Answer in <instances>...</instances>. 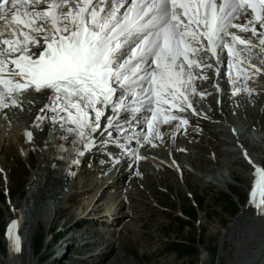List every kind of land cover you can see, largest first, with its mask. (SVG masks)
I'll return each instance as SVG.
<instances>
[{
  "label": "snow or ice",
  "instance_id": "1",
  "mask_svg": "<svg viewBox=\"0 0 264 264\" xmlns=\"http://www.w3.org/2000/svg\"><path fill=\"white\" fill-rule=\"evenodd\" d=\"M42 5L47 7L41 10ZM122 8L126 10L121 14ZM247 15L252 16L248 24L234 23ZM257 23L264 28V0H0V108H7L9 100L15 106L14 94L30 88L53 90L67 119L88 128L87 110L111 100L112 81L127 88L134 103L145 92L159 95V90H172L176 84L186 91L192 79L191 72L187 81L183 79L187 69L211 67L196 58L201 49L215 56L224 47L231 56L237 43L248 51L254 47L230 29L258 35L264 51V32H257ZM228 36L231 45L225 41ZM133 37L139 42L119 63L117 54ZM145 81L147 89L142 87ZM180 95L187 102V96ZM124 106V101L118 105ZM100 115L96 110L97 118ZM26 135L31 139L30 132ZM254 172L252 196L255 201L259 193V205L264 206V169L257 167ZM16 228L17 221L11 222L8 235L13 250L19 252Z\"/></svg>",
  "mask_w": 264,
  "mask_h": 264
},
{
  "label": "bare ground",
  "instance_id": "2",
  "mask_svg": "<svg viewBox=\"0 0 264 264\" xmlns=\"http://www.w3.org/2000/svg\"><path fill=\"white\" fill-rule=\"evenodd\" d=\"M46 7L47 5H42L41 10H43ZM65 11H67V9H65ZM238 24L244 25V22L240 21L238 22ZM203 53L205 52L201 50L197 54L196 58L200 59ZM224 63L225 61L223 58L222 65ZM212 72L213 70L211 71V73ZM209 77L212 78V75L210 74ZM211 82H212L211 80H208V82H206L208 83L207 89H209L210 91H212L211 88L209 87L211 85L210 84ZM202 83L203 82L197 83L201 91H202L201 89ZM226 90L227 88H224L220 94L221 103L219 106H217L216 104V98H217L216 94H209L207 92L202 91V95L204 96V99L202 98L198 102H201V103L205 102L208 105L206 107L208 108V110L207 111L205 110L206 113L204 114L208 116V119L205 118V119L200 120L196 118H189L190 126L185 127V125L176 124V120L180 116L178 114H174L172 116L177 117V119L175 120L172 119L169 122L171 124V127L170 125H166V127H170L171 134H169V129L166 130L164 128H161L153 124L154 129L157 128V131L159 132V140L158 141L152 140V142L149 143L148 145L141 142L142 140H147L148 138V130L144 128V123L147 118V114L150 111H157L160 115H164V116H167L172 113L168 108L161 105L162 101L170 100V97L160 92H159V95H153V100L151 102L146 100L143 96L140 95L139 102L134 103L133 98L131 97L127 105H125L123 108H119L120 117L122 118L111 122L109 129L115 130L114 134L112 135V136H115L114 140H118V141L122 140V141H125L127 144H130L129 149H131L132 151L139 150V152L141 153L147 151L145 155L139 154L137 152V154L139 156H142L143 158H149L147 156L148 154L150 155L165 154L166 156L167 153L169 152V155L175 157L176 159L179 158V160L182 162L184 158L179 156L178 153L180 152V148L181 150H186L185 149L186 147L189 149V150L187 149L188 155L186 156H187L188 162L191 164V167L197 170H201L200 168L202 167V163H205L211 160L209 158L203 157L202 151H204V152H208L213 155L214 163H217L219 161L220 166L222 168L223 167L227 168V173L229 177L234 178V179L235 177H240L243 179L246 176L245 173L244 172L242 173L239 171L237 172V170L235 171L234 169H232L231 164H230L229 159L231 158L238 159L239 157L236 153L227 151V147L228 146L232 147V144H233L231 141L228 140L229 130L231 129L230 127H232L238 133V136L241 134L240 132L241 130L248 131L247 129H249L251 126H254L255 129H258L256 131L264 130V106L262 107L260 106L261 109L259 110L255 107L254 101H253V100L259 101L258 98L257 99H252L249 97L245 98L246 107H244L242 111H244L246 118L249 120V122H248V125H245V124L240 125L239 122H235L230 116H229L230 118L226 116L227 113L231 112L232 106L235 105V102L233 101H235V98H236V97L229 98L230 102H228L225 99V97H227V95H229L230 97H233V95H231L229 92L226 95ZM37 94H39L40 96L44 95V99H45L47 92L43 93L40 91ZM24 103H27V105L23 104L22 102H18L17 109L19 110V106L21 105L22 110H20L21 112H17V115L14 114V117L18 116L22 120L26 122H30L29 121L30 117L28 115V112H30L31 109L29 106L41 107L42 102L36 100L35 97L32 96L28 99V102L24 101ZM119 103L120 101H117L115 105L116 108H118ZM136 106L138 107L139 111L133 110V109H136L134 108ZM176 108L179 109L178 107ZM201 108L204 110L205 107H201ZM233 109H235V106H233ZM5 111L7 110L0 109V112H5ZM131 111H133V114L125 118L124 116ZM51 115H52L51 121L50 120L48 121L47 126L43 124L42 122V124L36 128L38 131L43 132V134H40L42 138L44 135L43 146H40L39 150L36 149L34 151L37 156V162H36V168H35L36 170H35V173L29 179V185L27 187L28 189H26L27 192L25 191L27 195L25 196L23 200L22 207L21 205L14 206L15 209L9 215V219L6 224V229H4L5 234H6L11 224L9 222L11 218L14 221H17L16 229L18 232L17 231H16L17 233L14 232V235L19 238V245H20L21 250L19 252L14 251L13 250V240L12 239L8 241L6 240L8 243L6 254L9 255L7 256L9 258L7 259L5 258V260L0 258V264H10L12 259H13L14 264H19V263L27 264L26 259H24L26 257V254L24 255L25 253L24 249L27 243H30V245L33 247V251L36 250L35 249L36 247L32 241L36 227L39 225V223L41 224L43 222L48 223L49 225L47 229L49 231V229L53 225H55L56 220L60 217V215H62V211H61L62 207L60 206V203H58L61 200H59L60 198L57 197V195H59V188L66 187L67 190H69L72 184L75 182V180H72V181L63 180L67 171L73 170L72 167L68 166L69 160L65 158V154L69 152V147L71 145V141L69 140V138H66V135H69L72 132V129L68 126V124L64 120L61 119L60 114L57 115L56 112L52 111ZM221 115H223V117H220ZM223 118H226L227 127L223 125ZM158 122H162V121L158 120ZM115 123L116 125H114ZM126 128L128 129V131L125 130ZM46 129H47V132L45 133L44 131H46ZM134 132H136L135 135H134ZM149 132L151 136H154L155 130L150 129ZM7 133L9 134V132ZM4 137L6 138H3V144L1 146V149L5 146L6 143H7L6 146L8 147L11 146L10 144L11 142L8 139V136H4ZM243 139H244V146L247 148L253 160L256 163L261 164L257 162L258 159L256 160L252 154L253 150L257 149V145L259 144V141H257L258 139H256L255 142L253 143H249L246 140V137ZM32 140L34 141V139ZM181 140H184L185 142L179 143ZM249 140L251 142V136H249ZM262 141L264 142V138H262ZM162 144H164L166 147H163ZM224 145L226 148L224 147ZM159 146H162V149L160 150L158 148L156 150L155 147H159ZM222 146L224 148H222ZM177 148H178V153H177ZM98 152L99 151H96L94 153L95 155L94 161L97 164L96 170H98V168H101L104 171H108L107 172L108 176L112 174V181L109 180L105 183V179L101 182H96L95 179L89 180V183L86 185L92 184L94 188L96 187V190H94L90 186L84 187L82 189L83 193L93 190V192L89 194L91 195L90 196L91 200L94 198L97 192L99 194H98V197L93 200L91 205L89 201L88 204L84 206V208H88L89 206L90 207L98 206V204H100L99 201L105 198L106 192H108L109 188L111 187V184H114V185L127 184V186L131 185L138 189L139 188L138 183H143L144 187L150 190L148 186L149 182L147 181V176L145 174L146 168L143 165L139 169L140 174H142V177H140L139 179L137 176H133L132 173L135 167L134 165L130 166V161L128 162L122 161L114 169H111V167L108 164L103 162L107 159L102 154H99ZM94 155H90L91 159H93ZM0 160L2 161L1 157H0ZM153 169H155L156 171H159L157 172V174L160 172L163 174H166L167 172L164 170L165 168L161 169V171L160 169L156 167ZM206 171L210 172L211 174H214V172L215 173L217 172L212 167L207 169ZM19 172L21 173L20 170ZM81 173L82 172L78 171L77 178L81 176ZM180 174L182 176L181 178L186 183V185H188L190 177L191 178L193 177L195 180H198V181L202 180L203 178L202 176L196 173H191L188 170H185V168H183V170L180 171ZM8 178H9V175H8ZM213 179L217 183L219 182V184H223V183L226 184L227 187L230 189L228 185L229 182L227 181L225 176H222L221 174H219V176L214 175ZM158 180L163 182V180H161V177H159ZM249 181H250V178H249ZM92 182H95V183L93 184ZM175 186H176V191L179 194L180 191L178 189L177 184H175ZM45 194L51 195L52 202L42 203L41 208L43 207V209L42 211H40V214L37 217H35L33 221H29V218H27V216L31 214L32 204L37 205V202H35V200H38L40 197H42V195H45ZM128 200H129L128 202L133 201V198L129 197ZM62 202H63V199H62ZM128 202L127 200L125 201L122 198L118 199V197H116L115 201L108 203L106 211H108L113 205H115V210H116L114 218L110 220V225L117 226L118 224L125 222L124 221L125 218L129 217L133 209H130ZM16 209H20L22 216L18 214V212L20 211H17ZM257 212H258L257 208L252 207V206H249L247 208L241 207V209L238 212V215L235 217L234 226L233 227L231 226L230 229L226 230L224 234L225 236H223L222 240L220 241V246H219L220 250H219L218 261H217L218 264H233L230 262L233 259L234 255L237 257V255L239 254L240 248L238 249L237 242L239 241V238L242 236V233L247 228H249V226L254 225L255 223L256 224L260 223V222L259 223L255 222L254 219L252 218L255 215H257ZM104 220H108V219L107 218L103 219L101 217L99 218L97 217L94 219H87L86 225L90 226V228L83 227L81 229L79 236L81 239H84L83 245L88 246L87 247L88 249H90L89 245H94V244L98 245L99 249L105 248L104 251L101 252L99 256H96V257L94 255L87 256V254L82 256L83 257L82 259H84L82 264H84L85 262H90V259H93V258L95 259L98 258L97 262H95L94 264H102L104 262H107V264H110L112 262H116V257L114 255V251L116 249L115 239H112V240L108 238L105 239L102 234L103 232L97 228V226L104 225ZM67 222L68 221H66V223ZM124 225L127 226V223H124ZM59 226H60L59 229L61 230H64L66 228V226H63V222ZM130 228L126 227L127 231L130 230ZM58 235L59 233H55L54 235L52 234L49 241L46 242L47 247L50 243L51 245L55 244L54 245L55 248H50L49 254L53 253L55 249L57 251H61V250L65 251L64 247L63 248L60 247V243L57 244V240L59 239ZM75 236L76 234H72V237H75ZM78 242L79 241H77V243ZM0 249H1V246H0ZM110 254H113L112 258L109 257ZM65 255L66 254H64L63 256ZM7 260L9 262H7ZM53 260H55V258H53L52 261ZM74 261L75 260L73 259H68L66 262L73 263ZM262 261L264 260L262 259ZM30 263L37 264V262H34V263L29 262V264ZM259 263L264 264V262L262 263L259 262ZM76 264H79V263H76Z\"/></svg>",
  "mask_w": 264,
  "mask_h": 264
},
{
  "label": "rangeland",
  "instance_id": "3",
  "mask_svg": "<svg viewBox=\"0 0 264 264\" xmlns=\"http://www.w3.org/2000/svg\"><path fill=\"white\" fill-rule=\"evenodd\" d=\"M258 99L259 101H253L255 107L260 110L261 107L264 106V101H262L263 98L261 96H259ZM233 106H235V109H233ZM233 106L231 109L235 110L237 114L234 121L239 122L240 125H248L249 120L246 118L244 111H242L244 108L239 109L236 104ZM204 110L207 111L208 108L205 107ZM241 112L243 113V118L238 117ZM11 119L13 123L10 124L7 118H4V120L0 118V130L2 129L0 133V150L3 144L2 138H6L4 136L8 135L10 137V134H13L12 141H10L11 146H5L0 153V157L2 158L0 162L3 164V169H5L6 178L8 180L7 186L10 189L8 193L10 196V204L12 202L14 206L21 205L22 207L23 200L27 195L25 191L27 192L26 189H28L29 179L36 170H31L29 168L28 161H33L35 163V165L32 166V168H34V166H36L37 156L33 152L30 154V149L27 144L24 143L22 139H18V124L23 125L22 119L18 116H11ZM250 129L252 130V128ZM6 132H9V134ZM243 132L246 133L249 131L244 130ZM255 132V134L250 135L251 142L247 138L246 140L249 143H253L258 139L257 141H259V144L257 145V149L253 150L252 154L256 160L258 159L257 162L261 163L264 167V142L262 141V138H264V130H255ZM4 133L6 134L4 135ZM183 142L185 141L181 140L179 143ZM38 145H41V143ZM159 149L161 150L162 146H159ZM185 149L187 150L188 148L185 147ZM188 150L186 155H188ZM202 153L203 157L206 158L213 156L208 152L202 151ZM186 155L183 157L184 159L182 162L184 163L185 161L184 164L190 169L188 171L196 173L206 180L202 178V180L198 181L190 177L189 183L186 185L181 178V174V179H178V182H176L175 180L177 178L170 172L169 175L165 174L163 176L161 174V180H163V182L159 181L157 179L158 177L149 176L147 180L151 191L144 188V186H140L141 188L138 191L136 187L130 185L129 197H132L133 201L128 202L129 200H127V202L130 203L128 205L130 209L133 210L129 217L125 218V222L118 224L121 226L118 229V234L115 235L114 233L112 235V239L116 238L115 242L117 243L119 241V245H117L114 251L116 262L110 264H218L220 241L223 236H225L226 230L234 226L235 217L238 215L241 209L240 207L245 201V190L248 183L247 171L249 168L241 162L240 158L229 159L232 169L235 171L237 170V172H244L246 175L243 179L240 177H235L234 179L229 177L227 168H222L219 161L214 163V161L210 160L202 163L201 170H197L191 167ZM211 167L217 172L211 174L206 171ZM7 169L11 172L10 178L12 181H9ZM16 169H19L21 173ZM219 174L226 177L232 191L226 184H219V182L217 183L213 179L214 175L219 176ZM2 184L3 182L0 180V188ZM175 184L178 186L180 191L179 194L176 191ZM124 185L127 188V184ZM89 186L96 190V187L94 188L92 184L86 185L85 187ZM117 186H123V184ZM124 189V187H121L122 191L120 192H124ZM108 195H111V191ZM79 199L80 201H87V198L84 197H80ZM90 200L91 197L86 204H88ZM41 206L42 203L40 202H37V205L32 204L31 214L28 216L29 221H33L34 218L40 214V211L43 209ZM8 208L6 204L1 202L0 195V258L4 260L5 258H9L7 257L9 255L6 254L8 243L5 240L6 236L4 231L9 215L12 213ZM74 211V208L65 210V212L63 211L62 213L64 214L60 215V219L58 218L56 220L55 225H53L49 231L47 229L48 223H39V227H36L32 238L36 250L33 251V247L30 243H27L24 249V255L26 254L24 259H26L27 264H29V262H37V264H72L71 262L65 263L66 259L60 262L52 261L54 255L50 256L48 254L53 245L50 243L47 247L46 242L49 241L51 235H54L55 231L60 228L59 225L62 224L61 219L63 216H72ZM71 216L68 217L69 221L71 220L70 218H72ZM255 222L258 223L259 221ZM124 223H127V226H125ZM126 227L131 228L127 231ZM105 229L106 228H104V230ZM263 229L264 223L261 222L249 226L245 231L247 233L250 231H252L253 234L255 233L251 236L250 242L243 236V234L246 233H242V236L237 242V247L238 249L240 248L237 257L242 263L238 264H260L259 262H264L262 261V259L264 260ZM105 235H107V230ZM177 240L181 242L179 243L180 245L175 243ZM246 243L247 250H245ZM180 246L184 247L181 248ZM109 257L112 258L113 254H110ZM235 257L234 255V258ZM93 259H90L92 264L98 260V258ZM7 262L9 261L7 260ZM12 263L14 264L13 259L10 264ZM103 264H107V262Z\"/></svg>",
  "mask_w": 264,
  "mask_h": 264
},
{
  "label": "water",
  "instance_id": "4",
  "mask_svg": "<svg viewBox=\"0 0 264 264\" xmlns=\"http://www.w3.org/2000/svg\"><path fill=\"white\" fill-rule=\"evenodd\" d=\"M264 230V229H263ZM254 232V231H253ZM243 233H246V234H243V236H244V238L246 239V240H251V236H253L254 234L252 233V231H250V232H243ZM250 234V235H249ZM250 242V241H249ZM248 248H247V243H246V249L245 250H247ZM230 263H233V264H238V263H242L239 259H238V257H233V259L231 260V262Z\"/></svg>",
  "mask_w": 264,
  "mask_h": 264
},
{
  "label": "trees",
  "instance_id": "5",
  "mask_svg": "<svg viewBox=\"0 0 264 264\" xmlns=\"http://www.w3.org/2000/svg\"><path fill=\"white\" fill-rule=\"evenodd\" d=\"M175 243H177V245H180L179 243H181V242L175 241ZM180 247L183 248L184 246H180Z\"/></svg>",
  "mask_w": 264,
  "mask_h": 264
}]
</instances>
